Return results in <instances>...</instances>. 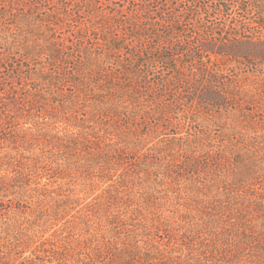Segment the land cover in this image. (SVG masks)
I'll use <instances>...</instances> for the list:
<instances>
[{"label": "trees", "instance_id": "obj_1", "mask_svg": "<svg viewBox=\"0 0 264 264\" xmlns=\"http://www.w3.org/2000/svg\"><path fill=\"white\" fill-rule=\"evenodd\" d=\"M223 111L250 137L238 157L252 158L257 180L264 0H0V264H223L144 240L138 227L121 238L113 217H82L84 239L63 235L65 223L50 233L76 200L61 189L64 154H92L101 173L141 160L162 182L188 144L159 133ZM237 260L225 264H264Z\"/></svg>", "mask_w": 264, "mask_h": 264}, {"label": "rangeland", "instance_id": "obj_2", "mask_svg": "<svg viewBox=\"0 0 264 264\" xmlns=\"http://www.w3.org/2000/svg\"><path fill=\"white\" fill-rule=\"evenodd\" d=\"M210 119L200 117L193 129L182 127L177 133L163 129L159 133L165 142L183 138L187 140L181 142L183 147L188 144L185 154L172 159L176 168L166 172L162 182L155 181L156 173L150 175L141 160L136 171L129 164L117 163L101 173L95 169L92 154L84 158L72 151L64 154L59 161L67 177L60 182L69 184L61 189H67L76 200L65 206L63 220L50 233L65 223L63 235L84 239L90 235L82 217L88 215L93 222L107 224L113 217L116 235L121 238L138 227L144 240L183 249L192 260L208 258L223 264L247 257L264 260V170L256 180L247 169L252 158H246L245 164L240 161L239 151L245 147L241 141L250 137L241 135L238 119H228L224 111ZM112 122L127 126L124 121ZM106 175L113 180L102 178ZM122 176L126 185L121 183ZM137 205L140 209L130 219ZM95 227L92 223L90 233H96Z\"/></svg>", "mask_w": 264, "mask_h": 264}]
</instances>
